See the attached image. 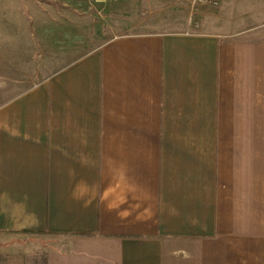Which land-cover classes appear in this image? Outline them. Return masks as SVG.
Instances as JSON below:
<instances>
[{"label":"crops","instance_id":"obj_1","mask_svg":"<svg viewBox=\"0 0 264 264\" xmlns=\"http://www.w3.org/2000/svg\"><path fill=\"white\" fill-rule=\"evenodd\" d=\"M42 2L5 4L14 35ZM188 26L110 37L0 104V255L264 264V32Z\"/></svg>","mask_w":264,"mask_h":264},{"label":"rangeland","instance_id":"obj_2","mask_svg":"<svg viewBox=\"0 0 264 264\" xmlns=\"http://www.w3.org/2000/svg\"><path fill=\"white\" fill-rule=\"evenodd\" d=\"M10 1L0 0V104L104 40L146 26L264 32V0H220L199 7H193L192 0H45L54 3V9L47 11L42 2L44 12L36 18L26 10L14 35L5 10ZM40 15L54 19H37ZM40 254L23 248L2 256L0 264H41L34 262Z\"/></svg>","mask_w":264,"mask_h":264},{"label":"built area","instance_id":"obj_3","mask_svg":"<svg viewBox=\"0 0 264 264\" xmlns=\"http://www.w3.org/2000/svg\"><path fill=\"white\" fill-rule=\"evenodd\" d=\"M193 7L206 6V5H217L220 0H192Z\"/></svg>","mask_w":264,"mask_h":264},{"label":"trees","instance_id":"obj_4","mask_svg":"<svg viewBox=\"0 0 264 264\" xmlns=\"http://www.w3.org/2000/svg\"><path fill=\"white\" fill-rule=\"evenodd\" d=\"M0 259H2V255H0ZM47 254L46 252H41L40 257L38 259H34V262H40L41 264H46Z\"/></svg>","mask_w":264,"mask_h":264}]
</instances>
